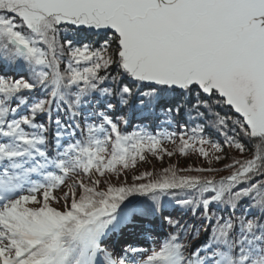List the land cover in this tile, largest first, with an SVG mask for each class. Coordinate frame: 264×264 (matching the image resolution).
<instances>
[{
	"label": "snow or ice",
	"instance_id": "obj_1",
	"mask_svg": "<svg viewBox=\"0 0 264 264\" xmlns=\"http://www.w3.org/2000/svg\"><path fill=\"white\" fill-rule=\"evenodd\" d=\"M0 264H264V0H0Z\"/></svg>",
	"mask_w": 264,
	"mask_h": 264
},
{
	"label": "trees",
	"instance_id": "obj_2",
	"mask_svg": "<svg viewBox=\"0 0 264 264\" xmlns=\"http://www.w3.org/2000/svg\"><path fill=\"white\" fill-rule=\"evenodd\" d=\"M135 123H136V121H133V124H135ZM142 123L150 124L152 126V128L154 129V128H156L157 121L154 120L153 118L149 117L148 120L142 121ZM130 128H131V125H130ZM165 147L170 148L171 145L166 144ZM146 156H147L146 162L138 161V167L136 169V173H141V172H145V171L159 172L162 168L167 167L169 163H172V164L179 163L180 167H184V166H186V164L192 163L191 159H185V158L177 157V156H173L171 158L165 156L163 162L155 159L154 157L151 156V154L146 153ZM182 174H186V173H182ZM191 174L196 175L197 173H191ZM132 175H133V173L130 172L127 176V180L129 183L132 182ZM209 175H211V174H209ZM219 175H227V173L217 174V178H219ZM123 179H124V177H121V180H123ZM113 182L114 183L116 182L115 177H113ZM125 238L130 239V240L135 239V237L131 233H129L127 230H125Z\"/></svg>",
	"mask_w": 264,
	"mask_h": 264
}]
</instances>
